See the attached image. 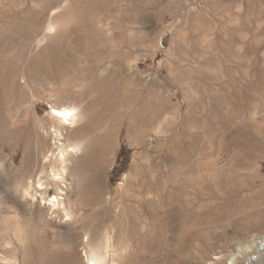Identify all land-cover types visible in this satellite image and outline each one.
Here are the masks:
<instances>
[{"label": "rangeland", "instance_id": "obj_1", "mask_svg": "<svg viewBox=\"0 0 264 264\" xmlns=\"http://www.w3.org/2000/svg\"><path fill=\"white\" fill-rule=\"evenodd\" d=\"M63 107L89 220L38 230L32 264H71L70 237L84 264L86 229L113 264H264V0H0L3 199L40 173Z\"/></svg>", "mask_w": 264, "mask_h": 264}, {"label": "bare ground", "instance_id": "obj_2", "mask_svg": "<svg viewBox=\"0 0 264 264\" xmlns=\"http://www.w3.org/2000/svg\"><path fill=\"white\" fill-rule=\"evenodd\" d=\"M52 110L55 111V114H51V117L57 120L58 126L51 128L53 133L52 150L45 157L40 173L36 177L28 178L26 183L20 189L18 188L17 197L14 200L3 199L0 196V264H32L31 247L38 246L37 231H43L46 228L54 229V226L59 225L62 217H67L70 221L69 223H72L69 225V232L76 228L78 220H80L78 225H85L88 222L87 220H89L86 209L80 205L81 203H72L73 201H71L69 195L72 181L70 179L69 161L72 157L78 158L81 156L85 147L83 148L80 142H75L68 148L61 142V139L65 136L63 132L64 126L72 129L76 124L77 114L75 110L77 109L74 107H63L62 109L54 108ZM50 179L55 187V194L51 198L49 195L50 185L48 184ZM37 195L44 201L46 207L45 209L40 208L35 212L34 208L28 204L27 199L29 198L34 202ZM23 212L29 213L30 216H38V219L42 222V227L39 226V222L36 224L32 223V221H23ZM76 212H81L82 215L79 218H75L74 214ZM99 212L104 214L105 207L102 206ZM9 213H11L10 216ZM91 232V229L85 230L86 240L82 244L85 252V257H83L84 264H113L114 260L110 259L112 254L109 232H101L99 238L94 241L90 237ZM256 247L258 251L264 250V237L256 242ZM66 248L70 253V258L68 257L69 263L77 264L76 261L79 259L75 252L76 244L71 237ZM37 258L38 264H40L43 261V256L38 255ZM262 259V256L260 258L257 257L253 262L259 264Z\"/></svg>", "mask_w": 264, "mask_h": 264}]
</instances>
